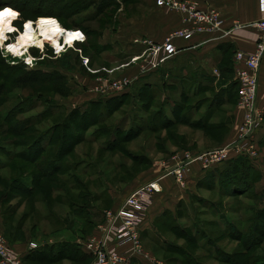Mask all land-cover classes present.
Instances as JSON below:
<instances>
[{
    "label": "rangeland",
    "instance_id": "obj_1",
    "mask_svg": "<svg viewBox=\"0 0 264 264\" xmlns=\"http://www.w3.org/2000/svg\"><path fill=\"white\" fill-rule=\"evenodd\" d=\"M78 1L81 0H0V8L5 7L0 10V14H2L0 15V84H4L6 81L5 95L0 104V148H10L12 152L24 151L26 150L24 145L17 146L20 142L35 141L40 133H46L58 124H62L72 110L78 108L84 111L83 108L91 101L116 97L119 93L113 89L118 83L128 78L132 79L131 74L134 71L142 72V67L153 61V57L150 55L140 62L133 63L130 62L129 53L131 50L130 30L135 24L145 25L148 21V14L155 13L158 16L157 12H166L176 14L181 19L182 26L179 25L170 30L164 39L157 43V51L161 53L168 50L169 40L175 34L179 33L180 37L174 41L171 40L174 45L176 40L192 39L195 36L218 31L197 19V14L208 10L192 0H153L154 11L141 5H135L131 0H115L119 6L107 8L98 18L84 23L80 27H73L72 20L80 19L78 23L81 24L92 8L76 15L63 16L65 19L49 17L37 19L42 15H61L64 5ZM174 2L180 5V9L169 6ZM17 5L22 8V11L15 8ZM67 9L65 7L64 11ZM70 10L72 9H68L66 12H71ZM218 14L222 20L219 12ZM222 22L223 25L224 21L222 20ZM185 30L189 31L188 38L181 36ZM87 31L90 32L89 35ZM22 36H25L28 45L26 49L32 59L17 58L15 54L6 49L11 43L19 41L18 39ZM96 43L108 46L111 50L104 51L101 56H96L94 54ZM121 53L123 54L121 55ZM20 63L25 64L29 70L36 69L43 74L56 72L65 76L71 95L63 98L54 94L52 92L53 82L41 81L25 89L18 87L14 81L15 74L8 69L7 65ZM221 74L223 73L221 72ZM223 76L227 82L231 74L224 73ZM168 81L170 80L168 79ZM132 87H128V93H133L134 87L133 89ZM131 97L123 111L113 115L109 125L115 123L116 126L122 125L125 129H129L136 122L146 121L148 116H146V112H142L141 103L137 102L133 96ZM165 97L167 101L169 100L167 102L169 105L173 103L169 92ZM238 99L237 94L236 103L225 105L222 108L221 113L213 121L215 126L213 130L204 131L187 126H176L158 132H145L122 144L118 149L112 150H106L100 145L105 142L104 140L101 143H81L66 156V160L70 163L80 164L83 168L88 163H92L100 173H92L86 166L84 171L89 170L91 176L88 173L77 175L76 181H82L81 187L73 186L75 180L68 182L69 173L40 180L37 190L30 196L23 195L17 190L11 191L10 195L4 196L0 200V238L18 256L31 244L63 239L81 240L83 234L90 231L83 224V218L89 215H79L78 207L86 205L100 207L103 209L101 212L113 208H109V205L100 200L98 192L109 188L110 196L113 198L111 199L116 204L131 191L136 181L149 175L152 172L151 169L161 171L163 164L177 154L214 152L232 142L238 135L237 130L243 114L239 110ZM234 110L241 112V117L239 121L232 119L230 124L228 120L230 113ZM17 122L28 123L31 128L29 136L12 135V126ZM222 123H226L227 126L225 127ZM219 125H224L223 130L218 129ZM62 126L64 127V125ZM97 128L100 127L85 130L83 135L92 134ZM35 130L39 133L36 136ZM76 130L79 133L77 128ZM61 135V130L56 133V136ZM258 152L260 156L264 157V147L258 148ZM0 157L3 159L1 154ZM22 165H24L22 161H14L9 168L0 170V193L7 192L14 180L20 176H27L24 178L30 181L28 177L33 176L34 167H29L23 174ZM135 176L137 177L135 178ZM261 186L264 187L263 184ZM194 193L205 196L204 198L209 197L216 202L224 209L222 210L224 215L218 216L216 219L222 228L217 229L214 225H209L214 220L210 216V211L197 204L198 214L191 209L192 216H195V220L191 223L198 221L200 226H205L209 232H215L214 237L221 247L231 254H238V260L244 261L250 255V252L247 251L242 253L247 240L242 237L232 239L223 232L227 220L231 221L232 218L238 227L242 228L240 217L244 214V209L249 206L257 207L256 203L247 199L245 195L220 197L205 190ZM90 194L96 196L95 199H88L87 196ZM261 201L262 199L258 200V204ZM232 209L239 210L238 214L233 213ZM226 211H229L231 217ZM100 218L93 219V222L97 223V228L103 220ZM169 223L170 228L162 227L161 232L156 234L155 241L157 243L160 244L167 240L173 247L187 248L197 257L198 262L223 264L208 257L196 244L188 243L185 236L175 230L174 223L171 221ZM146 246L164 264H182L181 259H175L177 258V255L174 254L177 252L176 250L164 252L148 242H146ZM255 252L264 254V241L256 248ZM59 264L71 263L63 261Z\"/></svg>",
    "mask_w": 264,
    "mask_h": 264
},
{
    "label": "trees",
    "instance_id": "obj_2",
    "mask_svg": "<svg viewBox=\"0 0 264 264\" xmlns=\"http://www.w3.org/2000/svg\"><path fill=\"white\" fill-rule=\"evenodd\" d=\"M8 5H10V3H8ZM116 6H119V4H117L115 0H81L77 3L75 2L70 5H64L63 13L61 15H42L37 17V19L41 17L65 19L63 16H69L71 14L76 15L92 8L91 12L87 14L85 21L81 24L78 23L80 19L72 20L71 25L73 27H80L84 23L98 18L105 10H107V8ZM65 7L72 9L70 10L71 12H66L68 9L64 11ZM2 8H0V10ZM15 8L22 11V8L18 5L15 6ZM87 34L89 35L90 32L87 31ZM21 39H23L26 47H28L27 42L25 41V36L20 37L18 39L19 41L16 42H21ZM16 42L11 43L10 45ZM107 50L110 51L111 48L108 46H101L99 43H96L94 46V54L96 56H101L102 53ZM28 59L29 58H26L24 60ZM7 67L15 74L14 81L18 87L25 89L34 86L41 81H45L46 83L53 82L52 92L54 94L63 98H67L71 95V90L67 86V78L63 75H59L56 72L43 74L36 69L29 70L23 63L10 66L7 65ZM160 69L161 68L141 76L140 81L134 86H130L134 87V89L132 87L133 93L127 92L130 88L129 87L125 91L116 95V97L107 99L100 98L91 101L83 108L84 111L78 108L72 110L65 117L62 124H58L51 128L50 131H46V133H40L35 141L32 142L31 140H25L24 142H20L17 146L24 145L26 149L24 151L12 152L10 148L1 147L0 154L3 159L0 157V170L9 168L14 161H22L24 163V165L21 166L23 174L26 173L31 166L34 167L35 172L32 173L33 176L28 177L30 178V181L25 179L27 176H24L25 178L20 176L14 180L7 192L0 193V200L4 196L7 197L10 195L11 191L15 190L21 192L23 195L30 196L37 190V185L40 180L48 179L60 174L70 173L67 178L68 182L75 180L73 186L81 187V185H83L82 181L79 180V183L78 180L76 181V177L78 174H89V170L84 171L86 166L89 167L92 173H100L92 163H88L83 168L80 164L70 163L66 160V156L81 143H101V141L104 140L105 142L100 145L106 150H112L118 149L122 144L129 142L131 139H134L145 132H158L176 126H187L204 131L213 130L215 129L213 121L216 116L221 113L222 108L225 105H231L237 101L239 90V83L237 80L226 85L229 80L226 82V80L220 79L216 88L215 86L212 87L203 84V81L209 83L214 81L212 77L204 76L202 79L198 74H192L190 70L188 71L187 76L183 75L182 70H179L176 73L175 70L172 71L169 76L170 81L167 80V82L161 87L158 86L154 89V85L146 79V76H151L152 73L155 75ZM18 71L19 73H16ZM220 71L222 73L232 74L234 73V67L227 66L222 70L220 69ZM163 75L165 74L163 73ZM5 83L6 81H4V84H0V104L5 95ZM223 85H226L227 87L225 88ZM164 92L170 93L172 96L171 99L173 100L172 104L169 105L167 103L169 100L167 101L165 99V95L162 94ZM131 96H133L137 102L141 103L142 112H146V116H148L146 121L142 123L136 122L133 126L129 127V129H125L122 125L116 126L115 123L109 125L113 115L117 112L123 111L128 101L132 98ZM168 111L170 112L168 113ZM232 119L230 116L228 120L230 124ZM72 124L77 126L74 127ZM222 124H224L225 127L227 126L226 123ZM62 125H64V127ZM224 125H219L218 129L223 130ZM93 127L100 128L95 129L92 134L88 133L86 136L83 135V133L86 132L85 130H90ZM12 128V135L18 137L29 136V129H31L27 122L26 124L24 122H17L13 124ZM76 128L80 134L77 133ZM60 130L62 131V135L56 136V133ZM34 133L35 136L39 134L37 130H35ZM256 142L258 148L261 146L264 147V138L258 142L256 137ZM259 161L260 159L252 160L245 156L234 157L209 170H202V175L196 182L198 190H205L220 197L245 195L247 199L256 203L257 207L249 206L244 209L245 212L242 217H240L242 228L238 227V224L233 218L231 221L228 219L231 215L229 211H226L230 217L228 216L227 218L229 221L227 220L225 231L223 233L232 239L242 237L247 240L242 253L247 251L250 252V255L244 261L241 262L238 260V254H231L222 248L218 243V240L214 237L215 232H209L206 230L205 226H200L197 221L198 216L196 218L197 222L191 223L192 226H190L191 224H183L181 221L186 217L188 210L184 201L179 203L175 213L170 210L165 211L161 216V219L154 225L157 229V233L161 232L160 229H162V227L165 228L166 226L167 228H170L169 221H171V223H174L175 230L180 235L185 236L188 243L196 244L208 257H211L218 262L223 264H264V254H257L255 252L256 248L264 241V195L259 196L256 192L257 184L264 178V172L260 169ZM136 177L137 176H135V178ZM109 191L110 189L107 188L98 192V197L102 202L109 205V208L113 207L112 209L117 208L121 201L129 195L127 194L122 200L115 204ZM87 197L88 199H95L96 196L90 194ZM204 197L205 196L190 193L189 205L191 209L197 213V204L203 208H207L208 211H210V216L214 218L209 225H214L215 228L222 229L216 219H218V216L224 215L222 211L224 209L221 206H218V204L209 197ZM261 199V203L258 204V200L260 201ZM102 210L103 209L100 207H90L89 205L78 207L77 211L79 215H89L83 218V224L85 228L90 231L88 233L86 232L87 234L84 233L81 240L85 241L95 234L97 223L93 222V219L96 217H101L100 219H102L104 217V211L101 212ZM232 212L238 214L239 210L232 209ZM201 224L204 225V223ZM157 249L164 252H171L170 250L172 249L174 251L176 250L177 252L174 254L177 255V258L175 259H181L180 262L182 264H204L198 262L199 260L197 257L187 248L173 247L167 240L160 244L157 243ZM22 261L25 264H59L63 261H68L71 264H92L93 257L83 250L81 244L68 241L45 246L40 250L29 252L26 256L22 257Z\"/></svg>",
    "mask_w": 264,
    "mask_h": 264
},
{
    "label": "crops",
    "instance_id": "obj_3",
    "mask_svg": "<svg viewBox=\"0 0 264 264\" xmlns=\"http://www.w3.org/2000/svg\"><path fill=\"white\" fill-rule=\"evenodd\" d=\"M197 2L200 7L206 10H215L220 13L224 24L222 28L218 31L212 33H205L200 36H195L192 39L186 40H176L175 46L179 53L175 58L169 60L164 65H162L160 70L155 73L146 76L147 80L154 85V89L158 86H162L169 79L172 71L175 73L182 70L184 76H187L190 70L192 74H198L201 78L204 76H209L214 79L211 83L203 81L204 85L215 86L217 88L220 79L225 80L223 74H221L220 69H224L227 66L234 67V73L226 85L233 81H236L235 73V55L238 51L252 52L256 48L258 39L261 38L262 33L258 30L254 24L258 23L264 19V0H192ZM135 5H141L148 10H153V0H131ZM154 11V10H153ZM148 14V21L145 25H134L129 33V38L131 41L130 46V58L139 56L145 49L146 46L142 41L151 40L154 43H160L168 32L181 24V19L176 14L157 12ZM153 21V22H152ZM157 21V22H155ZM136 23V22H135ZM128 37V36H126ZM139 41V43H136ZM123 53H121L122 55ZM189 69V70H187ZM163 73L165 75H163ZM148 74V73H146ZM141 71H134L132 75V85L140 81V77L146 75ZM199 77V79H200ZM203 79V78H202ZM223 85V87H227ZM167 92L162 93L166 96ZM257 107L264 114V59L259 72V87H258V103ZM229 106V105H227ZM240 113L237 110L230 113L231 119L235 121L240 120ZM256 137L258 142L264 138V124L257 131ZM260 169L264 172V157L261 156L258 162ZM152 172L144 178L139 179L134 183L131 188L130 194L136 188L144 185L151 180L161 176L163 172V167L161 171L151 169ZM202 168L199 164H192L189 168L188 175L186 177V186L180 187L173 176L164 177L161 180V185L163 187V192L156 197H154L152 203L147 209L146 216L141 224L140 228V239L145 247V252L143 255H135L132 258V264H164L159 261L157 257L147 249L146 242L157 248V243L155 237L157 234V229L155 224L161 219V216L165 211L170 210L175 213L179 203L184 201L188 207L186 217L181 221L183 224L188 225L191 221H194L193 212L191 211L190 193L198 192L196 182L201 177ZM264 178L257 184L256 192L259 196L264 195ZM198 190V191H196ZM110 192V191H109ZM111 194V192H110ZM198 194V193H195ZM95 234H99L98 228H96ZM146 239V240H144ZM80 242L83 240L76 239H63L58 241H48L41 244H31L26 247L19 254L21 257L26 256L29 252L40 250L45 246L55 245L62 242ZM145 242V243H144ZM82 246V245H81ZM83 248V247H82Z\"/></svg>",
    "mask_w": 264,
    "mask_h": 264
},
{
    "label": "built area",
    "instance_id": "obj_4",
    "mask_svg": "<svg viewBox=\"0 0 264 264\" xmlns=\"http://www.w3.org/2000/svg\"><path fill=\"white\" fill-rule=\"evenodd\" d=\"M169 6L180 9V5L176 2ZM197 19L201 23L211 25L213 30H220L223 23L218 12L211 9L197 14ZM255 26L262 33L255 50L252 52L238 51L235 55V73L239 83L238 107L243 113L237 130L238 135L232 142L214 152L177 154L163 164L160 177L134 190L121 201L117 208L105 211L102 223L98 226L99 234H94L80 242L83 250L93 257L92 264H132V258L135 255L144 254L145 247L140 239L141 224L154 197L163 192L161 180L164 177L173 176L176 183L183 188L186 186V177L192 164H199L205 171L234 157L245 156L252 160L260 159L256 133L264 124V114L257 107L259 72L264 59V19ZM189 35L188 30L181 33V36L187 38ZM179 37V33L175 34L171 40L174 41ZM171 40H169L168 50L162 53L157 51V44L148 40L142 41L146 49L139 56L133 57L130 62L137 63L151 55L153 61L142 67V73L158 70L179 53ZM132 82L131 78L125 79L118 83L113 91L123 92L132 85ZM0 264H23L22 257L12 252L1 238Z\"/></svg>",
    "mask_w": 264,
    "mask_h": 264
},
{
    "label": "bare ground",
    "instance_id": "obj_5",
    "mask_svg": "<svg viewBox=\"0 0 264 264\" xmlns=\"http://www.w3.org/2000/svg\"><path fill=\"white\" fill-rule=\"evenodd\" d=\"M81 34V33H79ZM82 36V34H81ZM21 42H16L12 45H9L6 49L8 52L15 54V56L17 58H22V59H26V58H31L28 50L26 49V44L23 42V39L20 40ZM79 42V41H77ZM34 61V60H33Z\"/></svg>",
    "mask_w": 264,
    "mask_h": 264
},
{
    "label": "snow or ice",
    "instance_id": "obj_6",
    "mask_svg": "<svg viewBox=\"0 0 264 264\" xmlns=\"http://www.w3.org/2000/svg\"><path fill=\"white\" fill-rule=\"evenodd\" d=\"M0 15H2V14H0Z\"/></svg>",
    "mask_w": 264,
    "mask_h": 264
}]
</instances>
